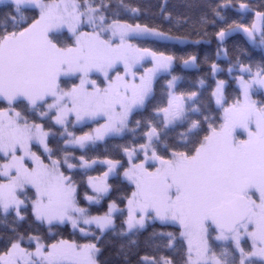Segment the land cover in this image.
<instances>
[{
	"label": "snow or ice",
	"instance_id": "obj_1",
	"mask_svg": "<svg viewBox=\"0 0 264 264\" xmlns=\"http://www.w3.org/2000/svg\"><path fill=\"white\" fill-rule=\"evenodd\" d=\"M156 7L0 0V264H264V0Z\"/></svg>",
	"mask_w": 264,
	"mask_h": 264
},
{
	"label": "trees",
	"instance_id": "obj_2",
	"mask_svg": "<svg viewBox=\"0 0 264 264\" xmlns=\"http://www.w3.org/2000/svg\"><path fill=\"white\" fill-rule=\"evenodd\" d=\"M132 3L134 4H138V5H141L142 7H144L149 13L151 12H156L158 11L156 5L159 4L161 2V0H131ZM184 2V0H169V4L170 5H179V4H182ZM254 3H258V0H253ZM233 43H236L238 44L240 47H243L245 49L248 48V46L246 45L243 37L241 36H236L234 37L232 40L229 41V47H231L233 45ZM187 47V50L188 51H198L201 56H203V54L205 52H208L210 54H212L214 56L215 54V44L213 43L212 45H202L200 46L199 48H196V47H192V46H186ZM251 54L253 55V57L256 59V60H259L260 59V55L261 53L258 51V50H253L251 52ZM177 74H180V75H186L188 77V80L191 81V80H195L197 78V76L199 75H203V73H197L195 71H192V72H185L184 70H182L181 68L177 67ZM221 78H224V77H221ZM163 83V81L161 82ZM156 90H157V95L159 96V91H160V87L159 85L156 86ZM85 131H87L88 129L85 128L84 129ZM79 134V133H78ZM116 143H120V141L118 140H113L111 141L109 144H108V148L111 149L113 147V145H115ZM97 152L99 153H103L104 152V145L101 144L98 149H97ZM102 170V169H101ZM99 172H93L92 175H98ZM110 183H116V181L112 180L110 178ZM81 194L83 195V189H82V192ZM106 207V205H105ZM70 231V229H69ZM111 256V253L110 252H106L105 253V258H109Z\"/></svg>",
	"mask_w": 264,
	"mask_h": 264
}]
</instances>
